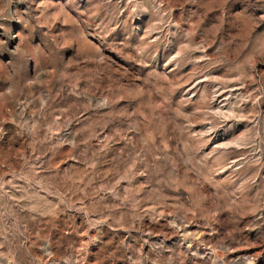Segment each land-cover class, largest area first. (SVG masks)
I'll return each mask as SVG.
<instances>
[{
	"label": "rangeland",
	"instance_id": "1",
	"mask_svg": "<svg viewBox=\"0 0 264 264\" xmlns=\"http://www.w3.org/2000/svg\"><path fill=\"white\" fill-rule=\"evenodd\" d=\"M0 264H264V0H0Z\"/></svg>",
	"mask_w": 264,
	"mask_h": 264
}]
</instances>
